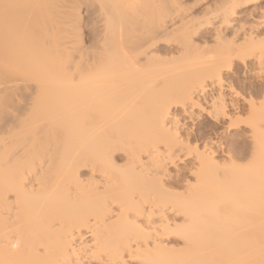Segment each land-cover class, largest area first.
<instances>
[{
	"label": "bare ground",
	"instance_id": "bare-ground-1",
	"mask_svg": "<svg viewBox=\"0 0 264 264\" xmlns=\"http://www.w3.org/2000/svg\"><path fill=\"white\" fill-rule=\"evenodd\" d=\"M246 1L215 13L230 24ZM177 5L0 0V264H264L263 33L203 48ZM239 63L256 82L235 83ZM176 107L250 126L248 163L219 161L217 134L184 128Z\"/></svg>",
	"mask_w": 264,
	"mask_h": 264
},
{
	"label": "rangeland",
	"instance_id": "rangeland-1",
	"mask_svg": "<svg viewBox=\"0 0 264 264\" xmlns=\"http://www.w3.org/2000/svg\"><path fill=\"white\" fill-rule=\"evenodd\" d=\"M177 1L179 4L177 6H179L181 9L180 11H182V12L185 11L182 9V7L186 8L185 14L187 12L188 15L186 14V17H188V19L191 16L192 19L196 20L195 23H198V22L200 23L197 27V28H199L200 32L199 33L197 32L198 34H194L195 36H193V41H194V44L196 43V44L202 46L203 48H205L206 46H208V47L211 46L210 48H212V47L215 48L216 45L219 44V42H217L218 44H216V41H218L220 37L223 40V38H224L223 36H227L226 34H228L227 40L228 39L231 40L232 38H235V37L239 38L240 35L243 36L242 33H245L244 31H246V32L250 31L251 32L253 29L252 32L259 31V33H261V34L263 33L262 35L264 36V0H252V1L248 0L245 3H242L241 4L242 6L240 5L236 8L237 11L235 12V14H232L233 15V16H231L232 19L230 18L232 20V22L230 21L231 22L230 24L229 23H222L223 14H222V16H219L220 13L219 14L215 13V12H217L216 10L220 9V7L222 8L221 12L223 13L224 8H226L229 5L228 4L229 0H177ZM186 6L188 7V9ZM179 7L175 8V11L177 10L178 15L180 13V11H178ZM80 11H81L80 13L82 14V17H84V20H86V22H87V16H85V15H87L85 7H82V9H80ZM218 11H220V10H218ZM175 13L176 12H174V14L171 15L169 18L167 17V19H165V24H166L165 26L167 28H169L168 30H170V31H171V29L173 31L172 25H174L176 21H177V23H179V22L181 23L180 20L182 17L179 15L180 20H176V19H178V16L176 17L177 14L175 15ZM183 18H185V17H183ZM168 19H170V20H168ZM207 19L210 20L209 24H206ZM173 21H174V23H173ZM186 21H188V20H186ZM171 22L173 24H171ZM180 23H179V25L181 26ZM179 25L177 24L176 26L180 27ZM176 26L174 28H176ZM199 26L201 27V29ZM240 26H241V28H240ZM238 28H240V29H238ZM235 29H236V31H235ZM222 30H223V33L225 35L222 33ZM237 30L238 31L240 30L239 31L240 33L237 32ZM233 32L237 33L236 34L237 36ZM219 33L220 34L222 33L221 35H223V36H220L218 38L217 36H219ZM83 37H84V44L89 45L88 31L87 30L85 31V34ZM160 45L163 48L166 47V49L171 47V45H173L172 47L177 46V44L176 43L174 44V42H164V41L161 42ZM243 67H244L243 64L239 63V66H236L235 67L236 69L234 68L235 70L233 69L234 73L232 71H230L228 73V74L231 73L230 75H232V78H235L237 80V81L235 80V83L236 82H245L247 85L248 82L250 83L251 81L252 82L257 81L260 84H264L263 79H261L260 82H259V79H256V81H255V79L252 76V74L254 72L251 73L250 69L248 70L247 68L245 69ZM262 75H264V73ZM232 78H230L231 82L234 81V80H232ZM225 80H226V77H225ZM227 81H228V83L230 82V80H227ZM236 88H238V87L236 86ZM218 89H219L218 86L217 87L213 86V88L211 87V89H209L210 90L209 93L212 94V90H214L213 93L216 94V91ZM237 90H239V89H237ZM227 91H228L227 89L226 90L223 89V92L228 95L229 92H227ZM217 92H219V91H217ZM258 100H260V99H258ZM241 104H243L242 100H241ZM209 107H210V105L206 104L205 108L209 109ZM199 111H200V109L197 110V112H199ZM173 113L178 115L177 121H179V124H183V123L185 124L184 128H192L193 127L196 129L198 127H202V131H203V129L206 127L207 129L211 130L210 131L211 134L212 133L217 134L216 138H218V139L220 138L219 140L221 141V143L222 144L224 143L222 145L223 147L217 143L218 145H216V147L214 148V149L217 148L219 150V151L217 150L218 151L217 153L219 155L218 156L215 155L217 157V159H219V161H222L224 159L226 161V160H228L229 156L231 155L234 159H236V160L238 159L239 161L238 160L237 161L239 162V164H242L243 166L246 165V163H248L249 157L246 158V155L248 156V153L250 152V149L252 147V142H253L252 141V129L250 128V126L245 125V124H241V126L239 128H235V129H231V130L229 129V132H228L225 129L227 124H216L213 121V119L210 120L211 118H209L205 113L199 114L201 116L195 117V120L189 119L186 114H183L180 107L173 108ZM247 117H248V115H246V117H244V118H247ZM227 144H228V146H231V147H227V149H226L225 147L227 146ZM236 144H237V146H236ZM234 147L239 148L240 152H243V153H239V154L240 155L243 154V155L242 156H240V155L236 156L234 154V152L231 151V149L232 148L234 149ZM221 148H222L223 153H224L223 149H226L228 152L225 150V153L223 154L221 152ZM229 148H231V149L228 150ZM227 153L228 154L230 153V155L228 156ZM244 156H245V158H241ZM237 157H239V158H237ZM240 158H241V160H240ZM187 160H190V158L189 159H176V163L181 168L185 164L184 162ZM168 170H169V172L173 173L172 175H174L175 172L178 170V168H176L175 166H169ZM181 218H182L181 215H177V217L175 219H176V221L177 220L178 221L176 223L181 224L182 223ZM141 219L142 218H140V222H141ZM172 219H171V221H173ZM158 220H159L158 215H154V216H151L149 218V222H154L153 226L155 225V227L160 225V222H158ZM171 221H170V223H171ZM142 222L147 223V224L149 223V222H145V219L144 220L142 219ZM172 224H173V222H172ZM164 238H166L165 239L166 242H164V244L168 245L169 246L168 248L173 247L174 249H179V248L182 249V247H183V243H181L182 240H180L177 236L171 235L170 237H164ZM164 238H163V240H164ZM88 241H89V238L87 236H84L81 240H79V239L75 240L74 244H78V243L80 244L82 242H88ZM87 245L88 244H86V245L83 244L80 246V248H83V247L85 248V246H87ZM125 261H126L125 264H143L141 261V258H139V257L137 258V256H136V258H135V256H134V258H129V257L127 258L126 257Z\"/></svg>",
	"mask_w": 264,
	"mask_h": 264
}]
</instances>
